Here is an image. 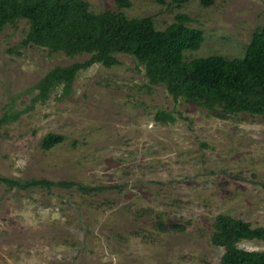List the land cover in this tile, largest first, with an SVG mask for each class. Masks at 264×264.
I'll return each instance as SVG.
<instances>
[{"label": "rangeland", "instance_id": "obj_1", "mask_svg": "<svg viewBox=\"0 0 264 264\" xmlns=\"http://www.w3.org/2000/svg\"><path fill=\"white\" fill-rule=\"evenodd\" d=\"M94 12L151 16L158 30L189 17L203 40L184 59L241 57L264 25V0H86ZM25 19L0 31V175L73 181L71 187L0 183V264H219L215 217L264 226V114L218 117L117 53L118 63L79 70L44 100L36 83L54 66L84 61L23 44ZM170 112L173 121L155 119ZM48 133L62 140L41 146ZM85 187L81 189L79 187ZM250 250L264 241L241 240Z\"/></svg>", "mask_w": 264, "mask_h": 264}, {"label": "trees", "instance_id": "obj_2", "mask_svg": "<svg viewBox=\"0 0 264 264\" xmlns=\"http://www.w3.org/2000/svg\"><path fill=\"white\" fill-rule=\"evenodd\" d=\"M177 4L188 0H172ZM211 0H203L209 3ZM119 7H129L130 0H114ZM18 19H25L28 29L23 44H34L67 55L88 53L89 58L70 65H56L37 83L36 99L44 100L57 85L64 92L79 70L94 63L111 67L119 61L117 53L134 56L144 66L150 84H163L174 99L184 98L210 110L218 117L247 112L264 114V25L257 27L243 56L226 58L219 54L184 59L185 50H196L203 32L187 25L189 17L175 15L164 29L154 26L151 16L126 17L123 12L90 10L86 0H0V31ZM8 115L0 118L7 121ZM155 119L173 121L170 112L157 111ZM62 140L48 133L41 146L49 149ZM0 183L19 188L54 185L71 187L73 181L30 179L20 181L0 175ZM81 189L82 187L79 185ZM264 241V226L229 215L215 217L211 242L223 248L219 264H264V250H250L241 240Z\"/></svg>", "mask_w": 264, "mask_h": 264}]
</instances>
